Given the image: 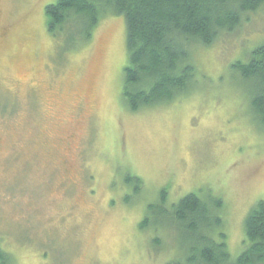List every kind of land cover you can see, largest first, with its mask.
<instances>
[{
    "label": "rangeland",
    "instance_id": "374dc122",
    "mask_svg": "<svg viewBox=\"0 0 264 264\" xmlns=\"http://www.w3.org/2000/svg\"><path fill=\"white\" fill-rule=\"evenodd\" d=\"M54 2L0 0V255L12 264H165L183 248L179 229L139 227L165 191L166 206L188 193L220 198L235 258L244 219L264 200V128L232 66L264 44V6L211 45H191L189 91L131 111L121 97L123 16L106 15L66 51L45 27ZM129 177L141 179L138 191Z\"/></svg>",
    "mask_w": 264,
    "mask_h": 264
},
{
    "label": "trees",
    "instance_id": "16d2710c",
    "mask_svg": "<svg viewBox=\"0 0 264 264\" xmlns=\"http://www.w3.org/2000/svg\"><path fill=\"white\" fill-rule=\"evenodd\" d=\"M262 6L264 0H56L44 7V17L47 33L55 42L63 41L68 51L87 43L106 15L123 16L127 63L121 97L128 109L136 111L189 91L196 79L189 63L191 45H211ZM232 67L248 88L253 119L264 128V44L247 62ZM129 179L138 191L141 179ZM165 201L162 191L158 202L147 205L139 224L143 229L149 222L164 220L165 226L176 225L185 238L183 248L165 264H264V200L246 215V247L233 259L224 242L220 198L188 193L168 206ZM159 243L157 237L152 240L155 248ZM0 264L12 260L0 255Z\"/></svg>",
    "mask_w": 264,
    "mask_h": 264
}]
</instances>
